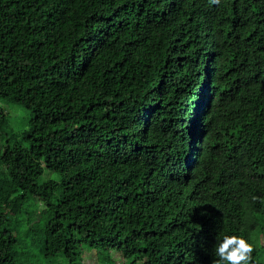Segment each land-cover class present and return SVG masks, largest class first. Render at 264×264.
<instances>
[{
  "label": "trees",
  "instance_id": "16d2710c",
  "mask_svg": "<svg viewBox=\"0 0 264 264\" xmlns=\"http://www.w3.org/2000/svg\"><path fill=\"white\" fill-rule=\"evenodd\" d=\"M0 100V264H257L264 0H0Z\"/></svg>",
  "mask_w": 264,
  "mask_h": 264
},
{
  "label": "rangeland",
  "instance_id": "374dc122",
  "mask_svg": "<svg viewBox=\"0 0 264 264\" xmlns=\"http://www.w3.org/2000/svg\"><path fill=\"white\" fill-rule=\"evenodd\" d=\"M0 107L12 115L11 119L16 126H20V124L26 125L28 119L31 117L30 111L18 104L5 103L0 100ZM25 226L26 224L22 225V228ZM252 239L254 243H256L257 247H259V253L257 254V264H262L264 262V256L262 257L264 250L261 247V245H264V216L258 220L257 224H255V229L252 233ZM96 252V248H89L87 245H82L77 251L75 262L77 264H102V262L97 258ZM108 256L111 259V264H141L139 259H125L119 252L112 249L109 251ZM32 262L34 264H40L37 255L32 257ZM64 262L65 260L63 257H57L56 259L50 260L49 262L45 261L43 264H64Z\"/></svg>",
  "mask_w": 264,
  "mask_h": 264
},
{
  "label": "clouds",
  "instance_id": "9594fccd",
  "mask_svg": "<svg viewBox=\"0 0 264 264\" xmlns=\"http://www.w3.org/2000/svg\"><path fill=\"white\" fill-rule=\"evenodd\" d=\"M210 5H217L220 0H208ZM254 251L253 245L242 236L223 235L215 247L213 264H249Z\"/></svg>",
  "mask_w": 264,
  "mask_h": 264
}]
</instances>
